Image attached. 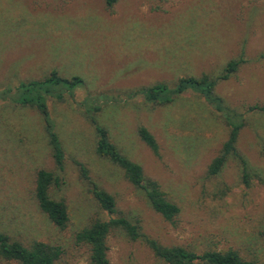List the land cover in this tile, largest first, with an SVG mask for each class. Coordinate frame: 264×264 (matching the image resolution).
<instances>
[{
  "label": "rangeland",
  "instance_id": "obj_1",
  "mask_svg": "<svg viewBox=\"0 0 264 264\" xmlns=\"http://www.w3.org/2000/svg\"><path fill=\"white\" fill-rule=\"evenodd\" d=\"M232 59L243 60L215 94L244 114L237 150L248 163V182L238 160L215 177L207 168L228 136L222 118L196 93L170 104H148L141 88L183 77H217ZM55 71L83 85L47 100L58 134L63 169L52 158L45 123L37 109L13 103L6 88L43 80ZM110 99L92 101L96 96ZM99 111L98 124L120 152L155 180L179 214L166 221L122 172L95 154L96 134L83 101ZM264 0H0V232L29 243L59 244L57 264H89L73 233L103 218L81 177L113 196L117 215L137 223L162 246L197 253L236 250L264 264ZM145 127L159 146L155 156L137 136ZM55 172L51 197L67 205V231L54 228L34 201V174ZM109 264H164L141 242L111 233ZM9 264H18L10 262Z\"/></svg>",
  "mask_w": 264,
  "mask_h": 264
},
{
  "label": "trees",
  "instance_id": "obj_2",
  "mask_svg": "<svg viewBox=\"0 0 264 264\" xmlns=\"http://www.w3.org/2000/svg\"><path fill=\"white\" fill-rule=\"evenodd\" d=\"M111 8L117 0H104ZM243 60L232 59L226 63L220 74L211 78L208 75L200 77L180 78L173 87L158 83L150 87L141 88L136 94L141 95L148 104L166 105L186 92H193L202 97L205 103L213 109L228 127V136L218 155L212 159L207 176L215 177L230 159L238 160L242 167V178L248 182V163L237 150V142L241 130L245 126L244 114L229 108L224 101L215 94L217 83L227 81L240 68ZM83 85L79 77L63 78L52 71L43 80H29L18 83L14 88H6L7 97L15 104L37 109L45 123V130L57 170L63 169V152L58 134L54 131L47 110V100H62L67 93L73 97V90ZM65 93V94H64ZM110 99L99 95L92 101ZM86 112L90 116L96 134L95 154L118 168L123 177L146 198L153 211L160 214L166 221H172L179 214V207L169 201L157 181L145 177L142 167L123 155L116 145L110 142L108 132L98 124L95 114L99 106L92 105L88 99L83 101ZM264 113V108L252 107L251 112ZM139 140L148 147L155 156L159 155V146L154 136L143 126L137 128ZM81 177L91 188L90 194L103 218L92 219L87 225L73 233V241L77 246H85L89 253V264H109L106 240L111 233L118 234L132 242L145 244L153 255L164 264H257L240 256L233 249L226 251H204L197 253L184 247H167L160 245L154 239L146 236L137 223L117 215L115 200L105 190L90 181L88 171L79 164ZM59 180L55 172L39 168L34 174V201L39 211L47 221L58 231L65 232L69 227L70 215L64 201L51 197V189L58 185ZM64 254L59 244L33 240L24 243L13 239L4 232H0V264L16 262L18 264H57Z\"/></svg>",
  "mask_w": 264,
  "mask_h": 264
}]
</instances>
